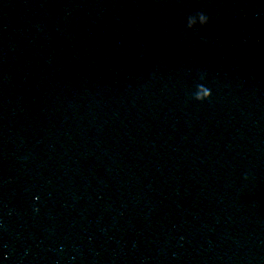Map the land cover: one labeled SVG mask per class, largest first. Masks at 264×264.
I'll list each match as a JSON object with an SVG mask.
<instances>
[{
	"label": "water",
	"instance_id": "obj_1",
	"mask_svg": "<svg viewBox=\"0 0 264 264\" xmlns=\"http://www.w3.org/2000/svg\"><path fill=\"white\" fill-rule=\"evenodd\" d=\"M0 264H264V0H0Z\"/></svg>",
	"mask_w": 264,
	"mask_h": 264
},
{
	"label": "clouds",
	"instance_id": "obj_2",
	"mask_svg": "<svg viewBox=\"0 0 264 264\" xmlns=\"http://www.w3.org/2000/svg\"><path fill=\"white\" fill-rule=\"evenodd\" d=\"M201 20H202V22L206 25L207 23H208V17H207V15H205V14H201ZM211 98V95H209L208 97H206V98H204L205 100H208V99H210ZM204 100H201V102H203Z\"/></svg>",
	"mask_w": 264,
	"mask_h": 264
}]
</instances>
